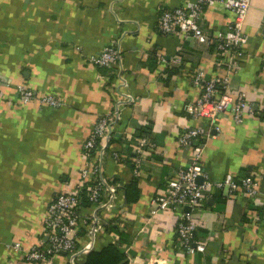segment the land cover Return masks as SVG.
<instances>
[{
    "label": "crops",
    "instance_id": "crops-1",
    "mask_svg": "<svg viewBox=\"0 0 264 264\" xmlns=\"http://www.w3.org/2000/svg\"><path fill=\"white\" fill-rule=\"evenodd\" d=\"M192 1L0 0V264H30L25 254L42 238L50 203L79 181L84 145L99 118L114 110L113 86L119 83L114 73L93 69L87 59L113 43L121 46V73L138 104L122 110L115 128L120 141L111 144L104 162L107 179L118 184V208L99 215L106 224L126 213L124 229L135 238L132 247H123L133 253L130 264H218L224 258L228 264H264V0H252L244 26L249 39L245 58L230 83L234 93L245 94L255 115L242 124L225 116L222 133L208 137L203 157L212 181L228 175L240 182L257 180L261 201L242 194L230 199L215 190L196 212L197 240L206 251L194 255L179 248L175 212L145 222L151 201L189 162L191 151L177 138L180 126L194 124L185 107L201 94L193 84L195 73L203 70L208 78L223 73L213 47L158 31L163 11ZM234 18L231 12L209 9L202 26L215 36ZM171 70L178 73L170 77ZM21 85L63 105H22ZM144 126L152 129L154 150L141 169L140 201L126 205V187L134 181L131 147ZM113 152L123 155V163L113 159ZM82 213L90 215L91 209ZM118 239L116 233L100 234L94 250ZM15 243L23 250L15 251ZM87 243L82 235L80 245ZM51 264H68L67 258L58 256Z\"/></svg>",
    "mask_w": 264,
    "mask_h": 264
},
{
    "label": "built area",
    "instance_id": "built-area-1",
    "mask_svg": "<svg viewBox=\"0 0 264 264\" xmlns=\"http://www.w3.org/2000/svg\"><path fill=\"white\" fill-rule=\"evenodd\" d=\"M251 3L252 0H194L163 11L158 23V31L166 36H178L213 47L217 65L223 70L222 75L214 74L210 78L203 70L195 73L193 84L201 89V94L185 107V112L194 124L180 126L177 138L180 147L191 151L189 162L167 181L164 194L151 201V210L145 220L149 224L161 212H175L179 248L189 255L206 251L205 245L197 240L199 225L196 212L214 196L215 190L223 191L230 199L241 194L245 199L248 197L256 202L262 199L257 180L248 177L240 182L235 176L228 175L220 181H212L203 161L206 141L213 134L222 133L219 124L225 116L229 115L237 124H242L255 115L245 94L240 91L234 93L230 84L231 78L237 74L240 61L245 58L244 47L249 39L244 26ZM209 9L228 11L235 15L227 28L215 36L208 35L202 26ZM180 60L176 59L175 62L180 63ZM122 61L119 43H113L99 56L87 59V64L93 69L110 70L119 78V83L113 86L117 97L114 110L99 118L84 145L86 163L81 169L79 181L70 189L58 193L50 203L44 218L42 238L25 254L30 264H51L58 256H65L68 264H78L80 257L94 251L100 234L106 233L100 212L104 210L112 213L118 208V184L107 179L104 162L115 139V128L121 121L122 110L138 104L127 79L121 73ZM262 65L264 70V56ZM17 92L22 105L34 101L48 108L63 105L55 97H37L26 85L18 86ZM131 150L134 154V180L139 181L144 161L148 152L154 150V145L149 137L137 136ZM92 153L96 154L95 157L91 156ZM113 159L121 164L125 158L121 153L113 152ZM84 202L89 205L84 206ZM85 208L91 209L90 215H83L82 210ZM116 218L119 219L118 225L124 229L127 224L126 213L119 212ZM82 235L87 237L88 243L81 246ZM12 247L15 251L23 250L20 243ZM224 260L218 264L229 263L227 258Z\"/></svg>",
    "mask_w": 264,
    "mask_h": 264
},
{
    "label": "trees",
    "instance_id": "trees-1",
    "mask_svg": "<svg viewBox=\"0 0 264 264\" xmlns=\"http://www.w3.org/2000/svg\"><path fill=\"white\" fill-rule=\"evenodd\" d=\"M177 72V71H176ZM175 71H169L170 77H173L177 74ZM152 129L150 126H144L138 130V137H150ZM120 141V139H113L111 144L114 141ZM95 157L92 153L91 156ZM140 188L139 181L134 180L130 182L129 186L126 187L125 192V203L128 204H136L140 201ZM221 192V191H220ZM221 195V193L217 194ZM216 195V198H217ZM223 195V194H222ZM88 202H84V206H88ZM119 219L116 218L113 221L105 224V229L107 233H116L118 235V241L116 243H110L105 248L100 251H92L90 252L85 259L83 264H130V255H132V251L129 253L123 248L125 245L127 247H132L134 243V235L132 233L127 232V229H122L119 223ZM131 250V249H130Z\"/></svg>",
    "mask_w": 264,
    "mask_h": 264
}]
</instances>
